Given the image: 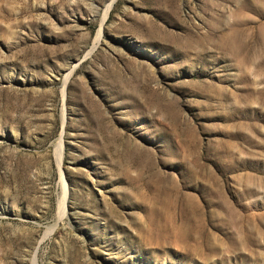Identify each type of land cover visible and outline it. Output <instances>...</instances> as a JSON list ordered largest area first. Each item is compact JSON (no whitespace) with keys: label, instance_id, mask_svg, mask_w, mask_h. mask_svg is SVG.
<instances>
[{"label":"rangeland","instance_id":"374dc122","mask_svg":"<svg viewBox=\"0 0 264 264\" xmlns=\"http://www.w3.org/2000/svg\"><path fill=\"white\" fill-rule=\"evenodd\" d=\"M109 1L0 0V264H264V0Z\"/></svg>","mask_w":264,"mask_h":264},{"label":"bare ground","instance_id":"6f19581e","mask_svg":"<svg viewBox=\"0 0 264 264\" xmlns=\"http://www.w3.org/2000/svg\"><path fill=\"white\" fill-rule=\"evenodd\" d=\"M115 1L114 0H110L106 5H105V8H104V12H103V17H102V23H103V21L106 19V17H107V15H108V12H110V10L112 9V7H113V3H114ZM102 31H103V25H101V28H100V30H99V33H98V35H97V38H96V43L97 42H99L100 40H99V38L102 36L101 35V33H102ZM99 40V41H98ZM96 43H95V45L94 46H96ZM94 49V48H93ZM61 141V140H60ZM61 142H63V141H61ZM60 144V143H59ZM61 144H63V143H61ZM62 146V145H61ZM60 146V147H61ZM61 149V148H60ZM61 151H63L62 149H61ZM62 155V154H61ZM60 155V156H61ZM62 158V157H61ZM61 158H59V162H60V159ZM62 161V160H61ZM60 165H61V163H59ZM61 167V166H60ZM65 187H67V184H66V186ZM69 190V189H68ZM66 191L67 190H65V195L67 194L68 195V192L66 193ZM65 195H64V198H63V200L61 201V204H60V206H61V209L62 210H60V211H62L63 213H66V202L65 201H67V200H65ZM61 212V213H62ZM61 215V214H60ZM61 217V216H60Z\"/></svg>","mask_w":264,"mask_h":264}]
</instances>
